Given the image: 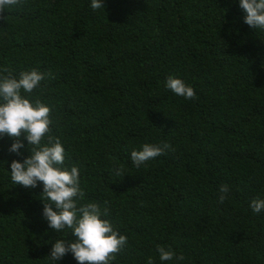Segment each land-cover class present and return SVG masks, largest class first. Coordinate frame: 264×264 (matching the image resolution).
Segmentation results:
<instances>
[{
  "label": "trees",
  "instance_id": "obj_1",
  "mask_svg": "<svg viewBox=\"0 0 264 264\" xmlns=\"http://www.w3.org/2000/svg\"><path fill=\"white\" fill-rule=\"evenodd\" d=\"M103 3L5 9L0 73L45 74L30 96L51 108L64 166L80 170L79 203L106 206L102 218L128 237L111 264H264V210L250 206L264 199V29L244 23L240 0ZM169 76L196 97L168 90ZM21 140L18 156L0 135V264H79L49 257L56 239L74 237L49 227L43 184L11 180L12 161L31 155ZM160 142L171 148L137 168L131 152ZM159 246L184 259L161 261Z\"/></svg>",
  "mask_w": 264,
  "mask_h": 264
},
{
  "label": "clouds",
  "instance_id": "obj_2",
  "mask_svg": "<svg viewBox=\"0 0 264 264\" xmlns=\"http://www.w3.org/2000/svg\"><path fill=\"white\" fill-rule=\"evenodd\" d=\"M22 0H0V19L5 9L21 4ZM94 10L105 8L103 0H91ZM240 8L245 12L244 23L253 29H264V0H240ZM7 75L0 73V135L15 139L9 151L22 155L27 139L31 155L23 162L11 163V180L28 188L43 184L41 194L44 201L43 215L49 227L56 232L65 228L72 230L74 239H56L50 258L59 261L71 253L79 264H111L128 242V237L116 230L110 220L102 217L109 215L108 208L96 202L79 203L85 193L81 188L80 170L77 166L68 168L65 164V148L59 137L51 134V108L39 98L32 99L30 94L40 86L45 74L33 69L22 71L18 77L8 69ZM165 87L175 95L191 100L196 97L194 88L182 79L169 76ZM29 94V95H24ZM171 145L165 142L144 143L141 150H133L131 161L139 168L149 160L165 154ZM123 168L115 174L123 175ZM230 191L227 184L219 188V202L223 203ZM105 201V205H107ZM55 207V210L53 208ZM251 208L255 213L264 210V199H253ZM161 261L174 258L182 261L183 255L176 256L170 248L158 247ZM148 264H153L151 258Z\"/></svg>",
  "mask_w": 264,
  "mask_h": 264
}]
</instances>
